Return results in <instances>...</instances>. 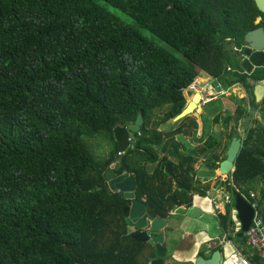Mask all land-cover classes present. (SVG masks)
I'll use <instances>...</instances> for the list:
<instances>
[{"label":"trees","instance_id":"1","mask_svg":"<svg viewBox=\"0 0 264 264\" xmlns=\"http://www.w3.org/2000/svg\"><path fill=\"white\" fill-rule=\"evenodd\" d=\"M260 27L255 0H0V264H151L155 246L133 238L129 201L109 186L114 164L119 176H135L148 214L164 220L218 181L222 230L261 264L247 239L235 236L232 211L256 182L264 207V127L246 126L232 176L217 171L203 182L197 159L176 141L196 138L197 119L161 130L186 108L185 89L201 73L224 91L243 86L256 110L264 106L251 85L264 81V69L248 75L235 55ZM140 114L143 126L131 140L129 125ZM250 115L239 105L224 120L221 161ZM100 133L120 134L125 154L94 159L82 137ZM217 162L213 155L207 164L219 170ZM165 263L181 264L168 256Z\"/></svg>","mask_w":264,"mask_h":264},{"label":"crops","instance_id":"2","mask_svg":"<svg viewBox=\"0 0 264 264\" xmlns=\"http://www.w3.org/2000/svg\"><path fill=\"white\" fill-rule=\"evenodd\" d=\"M259 20L260 22H258L257 24H260L262 22V18H259ZM201 77L205 78L209 76L206 73H203L199 78ZM198 83L202 89L201 79ZM213 87L216 88V90L219 88L218 92L214 93L213 90H210L208 85L206 87L212 93L211 97L215 98L209 104H211L212 102L219 101L220 98L224 99L223 96H225L221 94L224 91V88L219 84L218 81L216 83V86L213 85ZM206 88H204L205 91L207 90ZM230 90L231 89H228L226 93L228 94ZM187 94H188L187 99L189 101L195 95V93L193 94L187 93ZM251 95L253 97V94ZM215 120L218 124L219 121H217V119ZM197 122L199 124V130L195 139L177 136L176 141L181 143L182 146L180 148L181 154H184L185 156L191 155L197 159V163L195 165V171L197 173V176L203 182L206 179H212L217 177L216 175H217V171L220 170V164L223 161H225V160L221 161L223 158L222 152H223V147L227 145L228 139L227 136L224 135L225 142L223 144L221 143V141H219V139H216L213 136V134H210L208 138H205L204 131L206 129L204 128V123H203L204 122L203 113L201 114V117L197 119ZM162 128L167 129L166 126ZM198 139L202 140V142H193V140H198ZM212 141L214 143L211 144L210 146L209 143ZM228 145H229L228 146L229 149L231 144ZM212 146L213 148H211ZM218 147L220 148L222 147L221 152L215 153V149ZM227 151H226V155H227ZM213 155L220 156V162H217V164L219 165V170L210 169L207 164L208 160ZM161 157H163V154H160V158ZM217 182L218 181L212 183L210 191L205 192V194L198 193L197 195H195L193 197V205L191 208L173 212L172 218L170 220L156 218L162 220L161 222H163L160 224V226H162L163 228L161 230L160 235L165 237L163 246L167 249V256L168 257L171 256V258H173L174 261L181 264H195L198 258L211 259L215 253L220 252L224 259L223 264H234L231 258L234 256V254L237 251H239L242 253L244 258L250 264H253L248 259V257H246L243 254L242 248L240 249L239 245H237L236 242H234L233 240H229L228 235L224 233V231L221 228L219 222V214L223 210V207L220 206V200L223 199L222 198L223 194L222 191H219L220 186L218 185ZM248 188H256V190L251 192V195L255 194L257 200H260L261 184L259 182H256L252 186H249ZM240 196L244 197L246 200L247 198L249 199V197L244 193L241 194ZM236 199L237 197L233 200L234 206L232 211V218L236 226L235 236L237 237L241 229V224L238 220V215L235 210ZM142 202L145 203V200H143ZM262 211L264 213V207L262 208ZM130 230L131 232H139V230L133 226H130ZM148 231H150V229ZM218 248H221V250H217ZM255 251L258 253L257 250ZM201 254L203 255L201 256ZM258 256L260 257L259 253ZM260 259L262 261L261 264H264V260L261 257Z\"/></svg>","mask_w":264,"mask_h":264},{"label":"water","instance_id":"3","mask_svg":"<svg viewBox=\"0 0 264 264\" xmlns=\"http://www.w3.org/2000/svg\"><path fill=\"white\" fill-rule=\"evenodd\" d=\"M255 1L259 11L264 15V0ZM235 55L238 57L241 68L248 75H252L257 69H264V27L249 32L245 37V45L241 50L237 49ZM251 85L254 87L256 102L260 104L264 100V81L257 83L252 82ZM185 92H187L186 89ZM205 105L203 95L196 93L183 112L173 119V122L178 123L190 116H194L197 119L200 118L201 114H198V111ZM250 117L251 116H248L246 122L250 121ZM143 123V117L140 114L136 122L129 125V137L131 140H134L135 135L140 133ZM242 145V139L234 138L232 140L231 146L227 152V159L220 164L219 171L221 175L226 177L233 175L236 170L235 163L241 152ZM116 167L117 164L111 166L107 174V180L112 191L123 193L125 198L129 201L127 207L124 209V215L129 226H133L139 230L133 238L138 242L149 243L155 246L157 258L153 260L151 264H164L167 257V249L163 246L165 237L160 235L163 229L160 224L163 222L149 215L146 204L136 199L137 183L135 176L128 172H124L119 176L115 171ZM235 210L241 224V229L237 237L243 239L252 225L255 212L252 206L242 196L237 197L235 201ZM149 229L150 231H148ZM223 261L222 254L217 252L211 259L198 258L195 264H223Z\"/></svg>","mask_w":264,"mask_h":264},{"label":"rangeland","instance_id":"4","mask_svg":"<svg viewBox=\"0 0 264 264\" xmlns=\"http://www.w3.org/2000/svg\"><path fill=\"white\" fill-rule=\"evenodd\" d=\"M100 2V0H97ZM103 4V3H102ZM110 10H112L110 8ZM117 14H120V12H116ZM260 22V20H257V23ZM166 49L169 50L173 55L177 56L178 58L185 60V58L176 50L171 48L170 46H166ZM203 73H201L202 75ZM200 75V76H201ZM201 79L202 83V90L201 94L206 97V99H211L212 93L206 88L207 85L209 86L210 90H213L214 93L218 92V89L213 87V85L216 86L217 81L214 78L211 77H201L197 78V82H199ZM199 80V81H198ZM199 84V83H198ZM193 85V84H192ZM191 85V86H192ZM206 88L207 90L205 91ZM226 91H223L221 94H224ZM227 94V93H226ZM223 98H220L217 102H212L209 105L204 106L202 109L199 110L200 114L203 113V123L204 128L206 129L204 131L205 138H208L210 134H213V136L216 139H219L221 143L224 144L225 142V136L227 128L224 125V120L229 114H233L237 106L243 105L246 107L250 113V121L241 122L240 127L237 129V138L243 139L245 136V128L248 124L253 125L254 127L262 126L264 127V106L260 107V109H257L254 111V107L252 105L253 97L252 95L243 87V86H235L231 88L230 92ZM185 98H186V106L189 103V100L187 99L188 94L187 92H184ZM216 97V96H215ZM158 111H162L161 109L155 111V115L158 114ZM219 118V122L217 124L215 119ZM174 124L173 120H170L168 123H166V128L168 129L170 126ZM168 126V127H167ZM161 130H165L162 128ZM222 134V135H221ZM225 135V136H224ZM123 138L120 136V134L115 133L114 137L109 135L108 133H100L96 136H84L82 137V144L84 148L96 159L98 162H102L104 159L108 157V155L115 151L116 149H119L120 151H126V143ZM234 139V138H233ZM222 147H218L215 149V153H220ZM229 150V149H228ZM228 152V151H227ZM123 154V153H122ZM125 154V152H124ZM225 157V156H224ZM258 192V191H257ZM171 257V256H170Z\"/></svg>","mask_w":264,"mask_h":264},{"label":"built area","instance_id":"5","mask_svg":"<svg viewBox=\"0 0 264 264\" xmlns=\"http://www.w3.org/2000/svg\"><path fill=\"white\" fill-rule=\"evenodd\" d=\"M201 87L198 82H194L192 86L188 88V93H200ZM226 92L223 94L225 95ZM215 98L206 99L204 98L205 104H209ZM131 141V140H130ZM121 155V154H120ZM249 204L254 209V218L252 225L248 232L245 234L247 239V243L253 249L257 250L260 257L264 260V222H263V211L262 207L260 206L259 202L257 201L256 195L252 194L251 197L248 199ZM235 260V264H250L242 255L241 252L237 251L234 256L231 258L233 261ZM229 262V261H228ZM227 263V262H226Z\"/></svg>","mask_w":264,"mask_h":264},{"label":"clouds","instance_id":"6","mask_svg":"<svg viewBox=\"0 0 264 264\" xmlns=\"http://www.w3.org/2000/svg\"><path fill=\"white\" fill-rule=\"evenodd\" d=\"M186 91H187V93H188V89H187ZM190 94H192V93H190ZM195 94H196V93H195ZM200 94H201V92H200ZM203 98H206V97L203 96ZM206 105H207V104H206Z\"/></svg>","mask_w":264,"mask_h":264},{"label":"bare ground","instance_id":"7","mask_svg":"<svg viewBox=\"0 0 264 264\" xmlns=\"http://www.w3.org/2000/svg\"><path fill=\"white\" fill-rule=\"evenodd\" d=\"M198 114H200V112L198 111ZM235 262V260L233 259V263ZM235 264V263H234Z\"/></svg>","mask_w":264,"mask_h":264}]
</instances>
